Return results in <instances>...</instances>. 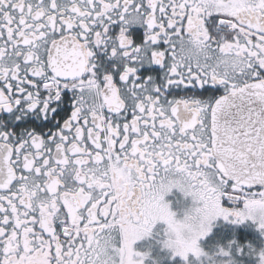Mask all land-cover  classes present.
I'll use <instances>...</instances> for the list:
<instances>
[{
    "label": "snow or ice",
    "instance_id": "1",
    "mask_svg": "<svg viewBox=\"0 0 264 264\" xmlns=\"http://www.w3.org/2000/svg\"><path fill=\"white\" fill-rule=\"evenodd\" d=\"M0 111L40 120L0 121V264H145L172 173L202 204L173 258L214 264L218 218L264 234V0H0Z\"/></svg>",
    "mask_w": 264,
    "mask_h": 264
},
{
    "label": "clouds",
    "instance_id": "2",
    "mask_svg": "<svg viewBox=\"0 0 264 264\" xmlns=\"http://www.w3.org/2000/svg\"><path fill=\"white\" fill-rule=\"evenodd\" d=\"M182 187H187L186 179L185 177L177 175L176 173H172L163 178V180L156 186V190L164 196V200L161 201V203H167L170 206V210L175 213V225H169L164 221L157 222L163 223L165 225L160 243L162 245V248L168 250L171 254L178 251L182 247V245L190 242L192 238L201 230L202 225L200 217L193 211L195 207L202 206V204L199 201H196L191 195H185L184 191L181 190ZM173 190L178 191L184 199L191 198V204H189L187 207H181L177 211H174L171 207V202L165 200V197L171 194ZM252 215L256 217L257 220L264 218V208H254L252 210ZM156 224L153 226V228L156 226ZM232 243L234 242H229L227 247L217 245L218 251L211 254L206 252L200 246V244L199 247L201 251L205 253L206 257L212 258L214 260V264H236V261L231 257V255L227 260H215V257L220 254L219 250L221 248L231 253ZM240 247V245H237L238 251ZM134 251L136 250L134 249ZM261 251H264V249L260 250L259 252ZM259 252H256L255 255L259 256ZM140 253L146 254L143 256L144 261L149 257L150 254L148 251ZM153 264H158V262L154 259ZM205 264H207V260H205Z\"/></svg>",
    "mask_w": 264,
    "mask_h": 264
},
{
    "label": "rangeland",
    "instance_id": "3",
    "mask_svg": "<svg viewBox=\"0 0 264 264\" xmlns=\"http://www.w3.org/2000/svg\"><path fill=\"white\" fill-rule=\"evenodd\" d=\"M177 201L179 204V209L181 207H187L189 205V199L188 198L184 199L182 196H178ZM239 227H240V223L234 224V223H231L229 221H225L224 219H222L218 224L213 223L212 231L209 233V235L202 238L199 241V244L206 252H208L210 254L218 251L217 245L221 246L222 243L214 245L215 247H213V248L207 247L205 245V242H206L205 239L208 238L210 235H212L216 229H220L221 231H223L221 234L223 238L225 237L228 240L230 239L229 242H234V243H232V247H231V253H230L231 257L236 261V264H243L247 260L248 255L250 254V253L247 254V252L251 251V249H248V251H246L244 248L240 247V249L238 251L237 245L241 246V244L237 240V234L239 233ZM164 228H165V226H161L158 229L160 239L163 236V229ZM251 230L254 233H256V235L259 237L260 242L262 243L261 248L257 249V252H259L260 250L264 249V234H262V232L258 229L256 224L251 225L248 228V231L251 232ZM228 231L231 232V235L226 237L225 232H228ZM209 240H211V238ZM149 253H150L149 254L150 264H153L154 259L158 262V264H185V261L182 258H180L179 256L173 258L172 254L168 250L162 248L161 243H159V245H157V246H152V244L150 242ZM254 258H255L256 264H258V260L260 259L259 256L255 255ZM221 259L227 260V259H229V257H219V256L215 257V260H217V261H219ZM203 260H204L203 257H201L200 260H197L191 254L189 255V261L191 262V264H201V261H203ZM254 263H255L254 261H250V264H254Z\"/></svg>",
    "mask_w": 264,
    "mask_h": 264
},
{
    "label": "flooded vegetation",
    "instance_id": "4",
    "mask_svg": "<svg viewBox=\"0 0 264 264\" xmlns=\"http://www.w3.org/2000/svg\"><path fill=\"white\" fill-rule=\"evenodd\" d=\"M139 31L140 29L138 26H134L130 28V32L133 35H135ZM96 61H97L98 66L102 70L110 68L111 65L115 63V60L110 59L108 54L104 50H101V49L96 50ZM0 121H4L5 123L12 125L13 129H15L16 131H19V128L16 127L17 125H23L25 127H32L34 125L40 124V120L37 118L35 114H32V113H28L24 115L20 121H17L12 113L0 111ZM178 196H181V194L178 191L173 190L171 194L165 197L166 201L171 202V207L174 211H177L179 209V204L177 201ZM188 199H189V204H191V198H188ZM222 219L223 218H218L213 223L218 224ZM255 224L256 223H254L251 220L240 223L239 233H242V232L253 233V232L248 231L247 229L251 225H255ZM161 226H165V225L163 223H157L156 226L153 228L152 235L150 237H146V238L141 239L140 241H137L133 246L134 249L139 252H145V251L149 252L150 242L152 246L159 245L161 239H160V236L158 235L159 234L158 229ZM225 234H226V237H228L231 235V232L228 231V232H225ZM254 235H256V233H254ZM209 237L211 238V235ZM208 238H206L205 240H207ZM246 246L249 247L251 251L247 252V254L248 253L250 254L248 255V258L245 262L247 264H250L249 261H254L255 262L254 264H256L254 257H255V253L257 252V249L260 248L259 244L257 243L255 244L247 243L246 245L241 244V247L244 249ZM250 255L251 257H249ZM145 264H150L149 257L145 260Z\"/></svg>",
    "mask_w": 264,
    "mask_h": 264
},
{
    "label": "trees",
    "instance_id": "5",
    "mask_svg": "<svg viewBox=\"0 0 264 264\" xmlns=\"http://www.w3.org/2000/svg\"><path fill=\"white\" fill-rule=\"evenodd\" d=\"M251 232H253V231H251ZM221 234H222V231L220 229H217L211 235V240L208 241L207 247L213 248V247H215L214 245L220 244V243H222L221 244L222 246L226 247L227 244L229 243V240L225 237L223 238ZM237 239H238L239 243L243 244V245H246L247 243H251V244L257 243L261 247V244H262L259 240V237L254 235V232L253 233H245V232L239 233L237 235ZM248 249H249V247L246 246L245 250L248 251ZM249 257H251V255Z\"/></svg>",
    "mask_w": 264,
    "mask_h": 264
}]
</instances>
